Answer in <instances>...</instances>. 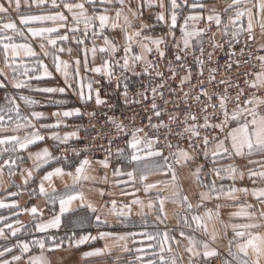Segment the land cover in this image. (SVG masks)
<instances>
[{
	"label": "snow or ice",
	"instance_id": "6c2138e0",
	"mask_svg": "<svg viewBox=\"0 0 264 264\" xmlns=\"http://www.w3.org/2000/svg\"><path fill=\"white\" fill-rule=\"evenodd\" d=\"M47 3V0H24V4L29 8L35 6L40 8ZM126 0H78L76 3L68 2V0H51L53 9L63 5V9L67 10L66 15L64 11H49L47 14H35L32 12H21V0H0V58L4 68L8 69L5 72L0 69V89L11 87L16 90L17 95H9L5 93L4 102L0 104V158L5 154L8 155L4 159L3 164H0V175L3 174L5 167L9 169V177L16 174L13 168L19 170L23 181L22 191L27 193L29 199L43 198L46 204L58 205V210L55 208L50 213L49 217L45 219L43 210L37 205L31 207L21 208L18 203L13 201L12 204H6L0 201V209L9 208L17 209L13 212V216L27 213L32 217V232L40 233L41 235L35 236L30 241H25L18 238V233L26 232L28 226L24 225L19 219L14 221L13 224L7 223L8 218L0 216V239L8 241L10 238H16L15 243L6 244L0 247V264H20L24 260V264H47L43 255L44 250L60 249L64 246L65 242L69 246L79 247L89 241H96L106 239L115 235L114 225L109 224L107 219H103L97 213L96 208L91 204L84 203V196L78 191L80 181L87 180L89 177L85 175L86 169L90 166L91 161L85 156L84 159L79 160L78 164L67 165L68 168L74 167V172L71 170L66 171L65 166H52L51 162L60 163V157L53 156L48 147L40 148L35 152H28L27 159L31 161L32 167L27 169L20 168V164L25 162V158L19 154L21 150L26 151L30 146L36 147L38 142L45 141V136L41 135L39 129L33 121L40 122L47 120L48 117L42 111H36L35 106L40 102L31 98L30 95L24 94L21 90L27 89L29 92H37L45 95L61 94L64 95L67 89H73V94L78 95L82 104L87 106L93 99V92L95 93V105L97 107L106 103L100 96L101 88L106 83L109 87L112 81H116L117 88L121 83L128 79L126 73L136 75V67H142L145 74L154 72L155 76L159 78V83L155 87H151L150 91L153 94V102L151 104V112L153 115L148 116L147 127L154 133L149 136L145 133L144 136L139 134L144 132L143 127L133 128L131 132L127 131L128 125L119 120L115 116H107L106 123L114 127L115 135L107 140L108 148L105 150L107 155L103 160H99V164L107 168L111 162L113 152L111 146L121 139V134L124 137V147L116 149L115 156L117 162L123 166L115 167L113 174L116 176H126L127 180L123 181L125 186L136 185L137 183L143 187L146 195L151 193V190L156 187V184L148 182V176L155 173H163L171 175L173 182L175 181V170L172 166V161L177 164L183 163L191 169V166L203 156L205 163L198 164L192 171L194 182L202 189L198 193L200 203L196 207L204 205L205 201L213 198L219 200L224 198L229 201V205L237 210L230 213V223L221 224L224 227V238L228 237V231L231 229L232 238L227 240V255L221 256L218 248L213 247L217 237L211 235L209 240L198 239L194 235H187L182 229L180 236L187 240V247L185 252L189 254L188 264H212V259L219 260V264H261L264 261V187H256V179L259 178L264 181V171H249L248 177L254 185L251 189L247 187H236L235 181L238 178V170L234 164H229L226 167L215 166L220 160L235 157H242L249 160V163H260L264 165V160L252 161L250 158L254 155L264 157V112L260 108H264V98L253 95L246 97L244 91L241 89L236 97L231 98L227 94V89L224 93L217 94L216 91H209L214 89L216 84H225L227 81H216L215 72L217 68L208 70L207 82L203 80L204 69L206 62L203 59L205 54V34L211 31L213 22L222 37H229L227 43L229 47L228 56L231 60L236 55L231 51L235 45L240 43V36L242 33H248V39L252 40L253 20L264 18V0H231V3L224 8L223 14L216 13L215 9L211 10V14L206 17L199 14L187 15L184 17L183 23H179L177 10L182 7L178 0H136L137 7L133 10L131 3L128 0V12L131 13V18L124 12ZM251 3V6H248ZM87 5V7H86ZM183 5L189 7L192 11L204 9V4L201 0H183ZM243 5V6H242ZM14 8L16 16L19 21V26L15 19L10 15V9ZM114 8V16L109 15V10ZM151 10L159 8L155 12V21L164 24L167 27V32L158 35H144V31L151 28L147 22L140 24L139 30L129 32L128 29L134 28L133 21L140 20L143 16V9ZM103 9V11H99ZM231 13V15H229ZM228 17V22L225 23L223 17ZM247 18V27L243 25V18ZM7 18V22L5 21ZM122 19V23H121ZM208 23L207 29H189L190 21L205 20ZM98 27H97V23ZM50 22L53 26H46ZM80 25H83V36L81 37ZM223 25V27H221ZM179 29V37H177L176 30ZM261 28L264 29V22L261 23ZM33 38H38L40 52L43 57H51L52 67L55 72L60 73L64 78V87H51L40 86L45 83V78H51L53 71H51L45 60L41 58L33 49V45L28 42L18 43L15 42L17 37L26 39V32ZM60 29H67L64 34H61ZM119 29L123 35L125 43L122 47L123 55L119 56L121 48L109 36L104 35L105 31ZM11 33V34H9ZM91 33V37H89ZM103 37L104 47L97 48L95 40ZM91 39L93 46L88 48L86 41ZM172 41L173 60L168 62V72L171 73L167 78L164 73L158 70V66L153 61H149L147 56L155 52L160 59H164L168 50V41ZM51 46L48 48L45 46ZM74 42L76 47L81 49L84 53L83 68L85 71H91L100 74L104 83L96 81L101 84V88L93 89L92 83L89 82L87 87L89 89L88 95L85 96L83 92V85L77 92L74 88V81L80 77V60L76 61V70L70 73L69 64L60 58V53L65 52L64 47H58L59 44ZM163 45V48L161 47ZM81 46H84L81 48ZM139 47V52L136 47ZM154 46V47H153ZM210 47L213 51L207 53V63H213L214 51L217 48L223 49L222 44H218L211 40ZM248 47V45H245ZM54 49V50H53ZM196 49H199L200 55H196ZM188 50H191L193 55L192 64L195 65L199 72L197 75L200 79V92L198 95L192 97L193 100L199 102L203 99L200 108V115L193 114L190 111H185L183 119L178 115L168 114L165 122L166 109H161L155 102L156 95L164 101L165 105L171 104L173 110L179 112L182 110V105H188L187 92L183 93V100L179 97L176 99H167L164 96V90H169L170 97H176V92L169 81H175L179 78V83L182 86L185 83L191 84L192 79V64L186 63L187 57L182 55ZM69 54L72 48L68 47ZM107 53L111 59H103L102 64L98 67L89 68L88 54L90 53L93 59L96 58L97 53ZM243 55V48L241 49ZM251 55V54H250ZM28 58V61L25 60ZM259 60L260 71L254 73V80L249 82L245 80L246 84L258 91L264 90V56L257 57ZM247 63L248 61H244ZM176 67H173V65ZM238 66V65H237ZM228 68L232 64L227 65ZM179 70L185 71L187 74L178 77ZM119 75H116V71ZM248 75V74H245ZM7 82V83H5ZM35 82V86L33 84ZM145 92L149 91L148 85H144ZM129 85L125 84L121 95L127 101ZM140 94V93H138ZM147 99V96L144 97ZM217 103H213V101ZM243 100V104L240 101ZM22 103L29 114L21 111L20 103ZM50 104L55 106H63L67 103L65 100H50ZM234 103L235 107L229 111L228 104ZM47 106V105H41ZM211 109V111H209ZM89 116H95L96 112L87 113ZM84 113L80 107H72L63 111H55L51 116L55 118L56 123H40L41 129L58 128L64 118L75 117L81 118ZM221 116L223 117L221 119ZM153 117L158 123H153ZM191 121V123H189ZM175 123L177 127L183 126L182 131H172L171 124ZM225 129H229L226 135L221 138L216 133H224ZM86 132L89 130L84 129ZM166 130V131H165ZM103 131V129H101ZM205 133L203 136L201 133ZM11 133V134H10ZM178 137L183 140L185 136L188 141V149L181 148L179 143H173L169 137ZM77 137V132L73 131L65 133L61 137L57 132L53 131L48 139L59 141L60 144H67L69 138ZM163 140V143L161 141ZM215 145L212 147V145ZM54 147L58 145H53ZM175 149L165 154L164 149ZM76 156H81L87 149L76 150L73 149ZM142 161H150L141 166ZM212 164L210 169L215 177L221 181L220 186H217L216 180L211 184L204 183L201 179L200 173L204 171L206 164ZM65 164H67L65 160ZM48 165V169H45ZM128 170H125V169ZM39 181L36 180V175H39ZM35 174V175H34ZM65 175L72 178L71 184H64L62 190L54 186V178L62 179ZM244 178L243 173H239V179L242 181ZM228 179L233 183L227 188L222 183L223 180ZM29 183L34 186L29 189ZM138 191V189H137ZM21 192H12L10 195L16 197ZM126 194V193H125ZM103 195V193H101ZM173 195L179 200L180 207L185 212H192L193 205L189 202L187 196H182L180 191H174ZM253 197L256 203L249 202L247 197ZM165 197H161L158 193L155 200H149L147 208L156 213V218L159 223H164L167 219L164 213ZM80 202V207L86 208L91 212V216L87 213L81 215L77 208L74 207L75 202ZM174 203L176 201H173ZM137 205L141 212L145 204L140 199H133L131 203L124 204L119 209L117 202L111 201L110 214L115 216L116 220L127 226L129 214L132 211V205ZM157 204L159 209L157 210ZM259 206V207H257ZM222 207L217 205V209ZM39 213V216L37 215ZM178 215V214H177ZM206 216L211 218L213 215L209 209L205 213ZM219 219L220 213H215ZM181 218L178 215V223ZM183 224L189 228L194 223L196 230H202L201 234L208 236V231L205 225L202 224V217L200 215H192L191 222L187 216L182 218ZM239 220L240 222H235ZM103 226V227H102ZM64 227L66 234L59 239L55 234H51L49 230H59ZM95 228L96 235H92V229ZM5 229L8 230L6 233ZM104 229H112L106 231ZM79 230V231H77ZM136 233H128L127 235H120L118 239L127 240L129 237L135 238ZM142 235L149 241L148 249L151 250L152 256H158L159 260L147 259L137 255V260L141 264H178L176 257L168 259L165 257V252H171L172 248L165 249V245L172 243L179 244L180 241L175 237H169L167 231L163 233L159 243V251H153V241L160 237V233L155 235L149 232H142ZM211 241V243L209 242ZM38 248L40 255H29L30 252ZM233 248L235 250H233ZM202 250V251H201ZM124 251H129L125 246ZM137 253H145L144 249H136ZM18 253V254H17ZM102 254V250L95 249L93 251L85 252V257L96 256ZM26 258V259H25ZM195 258V259H194ZM128 264H135L129 261Z\"/></svg>",
	"mask_w": 264,
	"mask_h": 264
},
{
	"label": "crops",
	"instance_id": "0c3cea01",
	"mask_svg": "<svg viewBox=\"0 0 264 264\" xmlns=\"http://www.w3.org/2000/svg\"><path fill=\"white\" fill-rule=\"evenodd\" d=\"M68 2L76 3L78 0H68ZM191 2V0H190ZM201 2L204 4V9L202 12L199 10L192 11L189 7L183 5V0H178V3L182 5L180 9L177 10L178 12V20L179 23H183L184 17L187 15H195L199 12V14L203 16H207L208 14H211V10L215 9L216 13L223 14V10L225 7H227L228 4L231 3V0H201ZM251 2H255V0H251ZM128 0H126L124 12L129 15L131 18V13L128 12L127 7ZM59 4V0H58ZM131 6L133 10L136 9L137 3L136 0H132ZM243 6V5H242ZM248 6H251V3H249ZM87 7V5H86ZM21 12H32L35 14L45 13L47 14L49 11H64L66 15L70 14L67 13L66 9H63V5L60 4L58 8L53 9L51 5V0H47V3L37 8L35 6L29 8L24 4V0H21ZM99 11H103V9H99ZM159 11V8H155L149 11V9L145 8L143 9V16L140 20L133 21L134 28L128 29L129 32H132L134 30L140 29V24L142 22H147L151 25V28L144 31V35H152V36H158L162 35L165 30H167V27L164 24L157 23L155 21V12ZM115 9L112 8L109 10V15L114 16ZM9 15L16 20L18 26L19 21L16 16V12L14 8L10 9ZM231 15V13H229ZM224 22H228V17L225 15L223 17ZM7 22V18H5V21ZM121 19V23H122ZM264 22V18H258L253 20V29H252V35L254 37V40L258 47H260L263 50V56H264V29L261 28V23ZM97 27H98V21ZM203 25H208L206 19L200 20V21H190L189 22V29H201ZM243 25L246 28L247 27V18H243ZM46 26H53L50 22L46 24ZM81 29L80 35L83 36V25L79 26ZM223 27V25H221ZM212 28L214 31V36L216 39L221 38L220 32L217 30V27L215 23L213 22ZM67 31V29H60L61 34H64ZM176 31H179L177 28ZM26 32V29H25ZM11 34V33H9ZM104 35H107L110 37L111 40H113L117 45L120 46L121 51L119 55H117V59H119V56L123 55L122 47L125 43L124 35L119 29L115 30H108L105 31ZM89 37H91V33H89ZM18 43H24L28 42L33 45L34 51H36L38 54H40L41 58L45 60V63L48 65L49 69L53 71V76L51 78H45V83L41 84L40 86H51V87H64V78L60 73L55 72L54 68L52 67V60L51 57H43L42 53L40 52L39 48V39L31 37L30 34H27L26 32V39L17 37L16 41ZM45 46L48 48H51V46L47 45L46 41L44 42ZM58 47H64L66 50L64 53H60V58L63 61L68 62L69 64V71L70 73H74L76 70V61L77 59L80 60V77L76 81H74V88L78 92L80 90V86L83 85V92L85 96L88 95L89 89L87 87L88 82L87 78L89 75L97 76L100 74L91 72V71H85L83 68L84 63V53L81 51V49L77 48L74 42L70 43H64L57 45ZM86 46L88 48H91L93 46V43L91 39L86 41ZM95 46L97 48L104 47V41L103 37H100L99 39L95 40ZM71 47L72 52L71 54L68 53L67 48ZM84 46H81L83 48ZM54 50V49H53ZM136 51L139 52V47H136ZM148 57V56H147ZM111 57L105 53L100 54L97 53V56L95 59L91 56V54H88L87 60L89 68L92 67H98L102 64L103 59H110ZM26 61H28V58H25ZM0 69H3L5 72L8 71V69L4 68L2 58H0ZM260 71V70H259ZM2 79V78H0ZM7 83V82H5ZM35 86V82H33ZM73 89H67L66 93L64 95H61L59 93L53 94L51 96L40 94L37 92H29L27 89L21 90L24 94L30 95L31 98L37 100L40 102L39 105L35 106L36 111H42L45 113V115L48 117L47 120H42L40 122L33 121L36 124V128L39 129L41 135L45 136V141L42 143L37 144L36 147L30 146L29 149L26 151L21 150L19 152L20 155H22L25 158V162L20 164V168L27 169L32 167L31 161L27 159L28 152H35L43 147H48L50 152L53 155V149L54 146L59 141H53L51 139H48V137L51 135L53 131L57 132L61 137L64 136L65 133L73 132V130L69 127L70 121H72L75 117H69L64 118L61 122L60 126L58 128L53 129H41L40 123H49L54 124L56 123V120L54 117L51 116L52 112L55 111H63L67 110L72 107H78L76 101L74 100L71 91ZM5 93H8L9 95H17L15 89L11 87V84H8L7 88L0 89V104L4 102V96ZM259 97L264 98V90H260ZM50 100H65L67 103L63 106H55L49 103ZM41 105H47V106H41ZM21 109L24 107V105L20 106ZM25 108V107H24ZM260 111L264 112V108H260ZM25 114H29L26 110ZM11 134V133H10ZM74 137H71L69 139H73ZM8 155L5 154L3 158H0V164H3L4 159H7ZM252 161H260L264 160V157H261L259 155H254L250 158ZM67 164H65L64 161L60 160V163L57 164L56 162H51L52 166H65L66 171L71 170L74 172L73 168H68L67 165H75V161L69 160L66 161ZM229 164H234L237 167L238 170V178L235 181L236 187H247L251 189L254 185L252 184V181L248 177L249 171H264V165L260 163H249L248 159L242 158V157H235L234 159L227 158L220 160L217 165L218 167H226ZM115 167L122 166V164L117 163L114 164ZM185 165H182L180 168L177 167V170H183ZM113 166H108L107 168L102 167L99 164V161L91 162L90 166L86 169L85 175L89 177L87 180H81L78 185V191L84 196V203L85 204H91L93 205L97 213L101 215L103 219H107L109 224L117 225L119 226L121 223H119L115 216L110 214L111 209V201L115 200L117 202V208L119 209L124 204H129L133 199H140L144 201L145 207L143 211L141 212L140 208L137 205H132V211L129 214L128 221H134L139 219H150L153 222H156L161 227H166L168 229L170 228H177L179 227L180 223H178V203H177V197L173 195L174 191H180L183 196H187L189 202L193 205V211L191 212L192 215H200L202 217V224L206 226L208 231V236H204L201 234L202 230H196L198 239L202 240H209V237L211 235H216L217 239L215 243L212 245L213 247H216L219 249V251H227V240L232 238L231 229L228 231V237L224 238V227L221 224V221L224 223H230L229 216L230 213L236 211L237 209L231 206H225L229 205V201L225 200L224 198H220L219 200L213 198L209 201H205L204 205L201 207H196L197 204L200 203L199 201V195L198 193L200 191H203L204 189L200 188L195 182L193 177L191 176L190 179V185L189 187H183L182 181H181V173L177 172V178L175 177V181L173 182L171 175L164 178L159 183L156 182V186L151 190V193L146 195L143 191V187L139 185L138 183L136 185H127L123 183V181L127 180L126 176H116L113 174L114 168ZM213 167V165H210L209 163L206 164V167L204 168V171L200 173L201 179L204 183L211 184L213 180H216L217 186L219 187L221 184V181L215 177V174L210 171V169ZM45 169H48V165H45ZM50 170V169H48ZM125 170H128L127 168ZM13 171L16 172V174L12 177H9V169L7 167L4 168L3 174L0 175V201H3L6 204H12L13 201L18 203L21 208L27 206L31 207L32 205L39 206L40 209L43 210V214L45 219L49 217L50 213L55 208L58 210V205H51L46 204L43 198L40 199H29L27 193L22 191L23 187V181L21 178V174L18 169L15 167L13 168ZM239 173H243V180L241 181L239 179ZM43 172H41L39 175H36L37 182L39 181V176L42 175ZM163 174V173H158ZM35 175V174H34ZM256 179V187H264V181H261L258 177L254 178ZM54 186L57 189L62 190L64 187V184H71L72 178L65 175L62 179L60 178H54ZM224 186L227 188L229 185H231L233 182L231 180L225 179L222 181ZM34 185L29 183L28 187L31 189ZM138 189V191H137ZM21 192L20 195L16 197H12L10 193L12 192ZM103 193V195H101ZM126 193V194H125ZM157 193L161 197H165L164 201V213L167 216V219L164 221V223H159L156 218V213L153 211H150L147 208V203L149 200H155ZM247 200L252 203H256L253 197L249 196L247 197ZM173 201H176L175 203ZM221 205L219 209H217V205ZM80 202L77 201L74 204V207L77 208V211L80 213L81 211H87L89 213V216H91V212H89L86 208L80 207ZM157 210L159 209V205L157 204ZM259 207V206H257ZM211 210L213 215L211 218L205 215L207 210ZM17 211V209H9L4 208L0 209V216L7 217V223L13 224L14 226H17L14 224V221L16 219H19L24 225H27L28 228L26 232L18 233V238L23 239L25 241H30L33 238V235L39 236L40 233H33L32 232V217L31 215L24 213L20 214L18 216H13V212ZM219 211L220 216L219 219H217L215 213ZM39 216V213L37 214ZM235 222H240L239 220ZM193 225L196 228V225L193 223ZM0 227H3V223H0ZM103 227V226H102ZM145 228L141 227H135V226H127V227H121L117 228L114 227L115 235L106 239L96 240V241H89L84 245H80L79 247H72L65 242L64 246L60 249H53L48 250L46 248L44 250V257L47 261V264H114L117 259H123L126 260L127 258L135 255L136 249H139L138 239L137 238H131L129 237L127 240H120L118 239V236L120 235H127L128 233H136L139 234L144 231ZM106 231H111L112 229H104ZM6 233L8 232L7 229H5ZM262 232H264V229H261ZM51 234H55L57 238L64 237L66 234V230L64 227H61L59 230H49ZM92 235H96L95 228L92 229ZM16 238H10L8 241H5L3 239H0V247L5 246L6 244L15 243ZM143 242V239H142ZM211 243V241H209ZM125 246L129 249V251H124ZM187 247V240L184 241V252L185 248ZM143 248V247H142ZM95 249L102 250V254L96 255V256H90L85 257L83 254L85 252L93 251ZM144 250L146 251L145 247ZM233 250H235L233 248ZM202 251V250H201ZM137 253V252H136ZM144 254V252H142ZM18 254V253H17ZM132 254V255H131ZM141 254V253H137ZM29 255H40V250L38 248L35 249V251L30 252ZM145 256V255H144ZM184 257L189 259V254L184 253ZM26 259V258H25ZM195 259V258H194ZM129 260V259H127ZM135 260V259H132ZM20 264H24V260L20 261ZM261 264H264V261L261 262Z\"/></svg>",
	"mask_w": 264,
	"mask_h": 264
},
{
	"label": "built area",
	"instance_id": "2783aa9c",
	"mask_svg": "<svg viewBox=\"0 0 264 264\" xmlns=\"http://www.w3.org/2000/svg\"><path fill=\"white\" fill-rule=\"evenodd\" d=\"M201 29H207L208 25H203L200 27ZM167 30L163 32L166 33ZM177 37H179V31H176ZM253 36V35H252ZM205 54L203 59L206 62V67L204 69V75L203 80L205 83L208 79V70L211 68H217L218 70L215 72V78L216 81L224 80L228 83L225 84H216L214 89H209V91H216L217 94H221L225 92V89H227V94L229 97L234 98L236 97L237 93L242 89L245 93L246 97H251L253 95L259 96L260 91L257 89H253L249 86V84L245 83V80H248L251 82L254 80L255 76L254 73L258 72L260 70L259 68V60H257V57L263 56V50L258 47L256 44L254 37L252 40L248 39V33L244 32L240 36V43L235 45L234 48L231 49V51H234L236 55L229 59L228 52V39L229 37H221L216 39L214 36L213 28H211V31L206 32L205 34ZM214 39V41L218 44H222L224 47L223 49L217 48L214 51L213 55V63H207V53L209 51H213V49L210 47L211 40ZM168 50L166 53V56L164 59H160L158 54L153 52L152 54H149L147 59L149 61H153L157 64L158 70L163 72L165 77L171 75V73L168 72V62L169 60H173V49H172V41H168ZM245 45H248V47H245ZM154 47V46H153ZM163 48V45L161 46ZM243 48V55H241V49ZM197 56L200 55L199 49H196ZM251 54V55H250ZM182 55H185L187 57L186 63L192 64L193 55L191 50H188L186 53H183ZM111 59V58H110ZM244 61H248L245 63ZM231 63L232 67L228 68L227 65ZM238 65V66H237ZM173 67H176L174 64ZM192 79L191 84L185 83L182 88L179 83V78H177L175 81H169L172 84L173 89L176 92V97H170L169 96V90H164V96L167 99H176L179 97L180 100H183V93L187 92L189 94L188 96V105L183 106L182 110L179 112H176L173 110V106L171 104L165 105L164 101L159 98V95H156L155 102L161 109H166L165 112V122L168 123L167 116L169 113L173 115H178L181 119H183V115L185 111H190L193 114L200 115V108L202 103L204 102L203 99L199 102L192 99V97L196 96L200 92V77L197 75L199 72V69L195 67L194 64H192ZM136 75H133L132 73H126L125 75L128 77L127 80L123 81L119 88H117L116 81L113 80L111 86L109 87L106 83H104L103 78L101 75L93 76L89 75L87 78V82H93L92 88L97 89L101 88L100 83H96V81H101V83H104V87L101 88L100 96L102 99L106 101L105 104L97 107L95 105V93L93 92V99L91 102L85 106L82 104L79 100L78 95L73 94V90L71 91V94L74 98V100L77 103V106L81 108V111L84 113V115L81 118H74L69 123V127L77 132V137H74L73 139H69L67 144H60L57 143L56 147L53 149V156L60 157L61 161H69L73 160L77 164L79 163V160L84 159L85 156L91 161H99L103 160L105 156L107 155L106 149L108 148L107 140L111 138V136L115 135L114 127L110 124L106 123V117L107 116H115L119 120L123 121L126 125H128L127 131L131 132L133 128H139L143 127L144 132L140 133L139 135L142 137L147 133L150 137L154 135L151 129L147 127L148 124V116L153 115L151 112V104L153 102V94L150 91L151 87H155L157 83H159V78L155 76L154 72H150L149 74H145L143 72V69L141 66L136 67ZM116 75H119V71L117 70ZM187 73L183 70H179L177 72L178 77H182L186 75ZM248 74V75H245ZM129 85V91L127 96V101H125L124 97L121 95V92L123 90L124 85ZM144 85H148L149 91L145 92ZM140 93V94H138ZM145 95L147 96V99H145ZM213 103H217V101H213ZM241 104H243V100L240 101ZM235 107L234 103L228 104V109L231 111ZM96 112L95 116H89L87 113ZM211 111V109L209 110ZM223 117L221 116V119ZM153 123H158V121L153 117ZM191 123V121H189ZM85 128L89 129L87 132L84 130ZM103 129V131H101ZM172 131H182L183 126L177 127L175 123L171 124ZM229 129H225L224 133H220L219 130H217L216 133L213 134H219L221 138H223L224 135H226V132ZM166 131V130H165ZM205 133H201L203 136ZM169 139L173 143H179L181 148L188 147V141L187 137L183 140L179 139L178 137L172 136L169 137ZM163 143V140L161 141ZM124 137L123 134H121V139L116 141L112 146L111 150L113 152V156L111 158L110 164H117V157L115 156L116 149L119 147H124ZM215 145L213 144L212 147ZM87 149L86 152H84L81 156H76L73 149L81 150V149ZM169 151H175V149H164L165 154H167ZM180 213L182 216L189 215L188 212H185L182 208L180 209ZM190 221V220H189ZM188 229L192 232H194L193 227ZM222 257H226L227 252L220 251ZM212 264H219V260L216 258L212 259Z\"/></svg>",
	"mask_w": 264,
	"mask_h": 264
},
{
	"label": "rangeland",
	"instance_id": "374dc122",
	"mask_svg": "<svg viewBox=\"0 0 264 264\" xmlns=\"http://www.w3.org/2000/svg\"><path fill=\"white\" fill-rule=\"evenodd\" d=\"M18 103H20V102L18 101ZM22 105L23 104L20 103V106H22ZM21 111L22 112H26V109L23 107L21 109ZM184 149H187V150L191 151L190 149H188V147H184ZM145 163H150V161H142L141 162V166H143ZM201 163H205L203 156H201L200 159L197 160L196 163L191 166V169L188 166L185 165L184 166L185 168L183 170H178L181 173V181H182L183 187H186V188L189 187L190 179H191V176H192V171L196 168V166L198 164H201ZM75 164H77V163L75 162ZM109 165L115 167L114 164H109ZM182 165H184V164L183 163L177 164L175 161H172V166H173V168L175 170V177L176 178H177V172H178V171H176L177 167L180 168ZM210 165H212V164H210ZM168 176L169 175L155 173V174H152V175L148 176V182L149 183H156V182L159 183L160 181H162L164 178H166ZM156 187H159V186H156ZM177 203H178L177 204L178 205V208H177L178 209V215L181 218V220H180L179 227H177L175 229L174 228L168 229L166 227H161L159 224H157L156 222L151 221L150 219H139V220H134V221H127V226H135V227L145 228L143 232L146 231V232H149V233H151L153 235H155L157 232H159L161 234L160 237H157V239L152 242L153 245H154V248L152 250L153 251H157V252L159 251V247L158 246H159V243H160V239L162 238L163 233L165 231H167V233H168L170 238L171 237H175V239L180 241V243L179 244L172 243L171 245L166 244L165 245V249H167L168 247H171L172 251L171 252H167L166 251L165 254H164L165 257L168 258V259H171L172 257H176L178 264H188V259L184 257V253H185L184 252V241H186V239H184L183 237L180 236V230L182 229L187 235H194L197 238H198V235H197L196 231H194V232L190 231L188 229V227L183 224L182 218L184 216H182L181 213H180L181 207L179 205V200L178 199H177ZM85 213H87V212L86 211H81L80 212L81 215H83ZM188 213H189V215H188L187 218L191 222V212H188ZM114 226H116L117 228L125 227L124 224H120L119 226H117V225H114ZM192 227H193V229H195V226L193 224H192ZM77 231H79V230H77ZM139 234H137L135 236V238L138 239V243L137 244L140 247L139 249H144V247H145V249H146L145 252H147V255L144 256L145 253L144 254L143 253L137 254L135 252L134 253L135 255L127 258L129 260H127V259L123 260V259L120 258V259H117L116 262H114V264H128L129 261H133V262H135V264H141V262L137 260V255L143 256L145 261L147 259H153V260H156V261L159 260L158 256H152L151 255V250L148 249L149 241L147 240V238L142 236V235H139ZM142 239H143V242H142ZM225 252H227V251H225ZM132 259H135V260H132Z\"/></svg>",
	"mask_w": 264,
	"mask_h": 264
},
{
	"label": "trees",
	"instance_id": "16d2710c",
	"mask_svg": "<svg viewBox=\"0 0 264 264\" xmlns=\"http://www.w3.org/2000/svg\"><path fill=\"white\" fill-rule=\"evenodd\" d=\"M87 212V211H86ZM88 213V212H87ZM89 214V213H88Z\"/></svg>",
	"mask_w": 264,
	"mask_h": 264
}]
</instances>
